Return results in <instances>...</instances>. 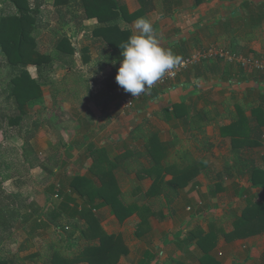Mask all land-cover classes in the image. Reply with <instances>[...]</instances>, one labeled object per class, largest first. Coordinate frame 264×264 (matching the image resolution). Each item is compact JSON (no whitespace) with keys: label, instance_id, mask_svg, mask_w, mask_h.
I'll return each mask as SVG.
<instances>
[{"label":"crops","instance_id":"1","mask_svg":"<svg viewBox=\"0 0 264 264\" xmlns=\"http://www.w3.org/2000/svg\"><path fill=\"white\" fill-rule=\"evenodd\" d=\"M121 1L130 14L140 9L138 0ZM154 1L156 11L143 17L152 22L160 45L181 60L213 49L264 64V0H206L193 7L194 0L191 8L183 11L166 9L165 17ZM52 7L55 9L54 2ZM90 26L92 30L87 31ZM97 27V20H89L78 32V52L82 53L86 46L90 52L88 59L76 53L74 67L84 70L82 75L89 84L81 90V105L75 111L71 109L75 132L67 142L70 149L63 146L61 138L51 139L50 145L36 139L28 141L37 157L42 152L54 155L61 169L67 166L68 159H73L74 167H67L72 172L63 169L65 182H61L65 184L61 191L72 200L70 206L74 208L78 203V210L84 205L91 208L86 205L87 198L81 199L70 188L72 179L81 176L93 188H118L119 184L124 200L131 206L152 205L158 209L154 214L135 212L121 222L116 205L98 201L100 208L95 207L94 214L102 233L123 240V234L129 232L137 243L147 242L146 247L139 246L136 251L128 248V254L122 255L117 264H264V230L231 238L249 203L258 204L264 197V177L260 183H252L255 170L264 172V70L244 69L239 63L212 56L125 107L120 101L128 93L116 83L117 73L109 66L103 67L93 43ZM126 28L131 35L135 31L133 22ZM92 64L102 68L97 78ZM74 67L71 70L78 72ZM76 163L79 167H75ZM158 167L162 172L157 171ZM33 171L39 174L42 170L38 167ZM53 171L57 173V169ZM160 175L167 184L177 186L174 189L179 195L171 203L165 197L157 201L143 198ZM56 183L49 189L59 191ZM21 187L31 195L23 196L28 200L18 207L24 220V225L17 228L19 239L10 238L9 244L17 245V250L9 253V248L0 249V257L24 258L68 234L61 225L67 232H76L80 224L87 225L86 220L75 216L54 225L51 213L56 209L58 193L54 197L47 188L43 190L45 201L38 202L32 198L36 191L32 184ZM9 194L16 195L18 191ZM28 216L39 217L41 228L37 232L29 228ZM143 220L150 227L142 224ZM256 222L264 224V219ZM191 233L195 237L213 234L216 244L210 250L198 241L188 247L184 240ZM76 234L75 239L80 235ZM27 242L33 245L30 251L24 250ZM171 244L177 249L173 250Z\"/></svg>","mask_w":264,"mask_h":264},{"label":"trees","instance_id":"2","mask_svg":"<svg viewBox=\"0 0 264 264\" xmlns=\"http://www.w3.org/2000/svg\"><path fill=\"white\" fill-rule=\"evenodd\" d=\"M8 1L11 4L10 6L15 9V12L5 16L1 15L0 17V48L6 57L10 71L16 75L6 89V93L8 99H14L16 109L19 112V115L8 118V124L11 127H17L27 117L24 108L32 102L42 100L43 90L39 82L44 81L43 83H46L50 79L49 75L52 69L58 64L72 69L75 66L77 48L73 45L71 38L61 35L54 39L50 53L43 54L40 51V37L38 36L42 31L40 16L42 3L36 4L33 7L30 0ZM205 1L195 0V7L203 5ZM138 2L140 9L135 14H130L121 0H55L54 7L59 16L62 17V22L68 25L63 19L70 18V21L75 25L78 32L84 29L86 21L97 20L98 27L93 30L92 34L93 43L99 53L101 63L104 64L103 67L109 66L113 69L114 73H117L118 65L122 60V50L119 48V45L126 42L131 36L130 30L126 27L137 18L156 11L154 0H138ZM166 8L173 11L172 5H167ZM165 12L162 14V17H165ZM89 52V46L83 48L84 59H88ZM114 61L115 63H113ZM31 66L37 68V80L32 78L29 72ZM73 77L76 86L88 87L89 83L83 75L76 73V76L73 75ZM63 83L65 84L67 81ZM2 154L3 147L0 142L1 250L6 246L8 233L24 225V220L18 209L20 203L23 202H19L18 198L13 195L6 194L2 188L4 182L15 178L13 169H4V162L1 160ZM24 158L25 163H29V169H27L29 172L34 168L33 165L38 163L39 158L28 141H26L24 146ZM157 171L162 172V168L158 167ZM263 177L264 172H260L259 169L255 170L252 176V183L254 185L260 183L259 179ZM164 180V177L160 175L155 180L151 190L146 193V196L143 195V198L149 200V197H151L150 199L154 198L157 201L161 197H165L168 203L176 199L179 193L174 188L177 186L167 184ZM70 188L81 199L87 198L86 205L90 204L91 208L84 205L81 210H78L77 205L72 208L70 206L71 203L59 202L58 200L57 205L55 204L56 209L51 213L53 217L52 223L60 225L63 223V220L68 218L67 216H75L79 220H86L87 225L80 224L76 232H67L65 225H61L63 226V230L68 233L65 236H60L56 241L44 246L41 251L28 254L24 258H21L20 255H16L12 259L0 257V264H76L80 262L88 264H117L122 255L128 254V248L120 236L106 235L100 230V224H98L96 214H94L95 207L100 208L98 201L102 200L104 205H108L110 202L116 205V214L121 222L130 218L135 212L146 215L154 214L158 211L155 206L151 207L152 205H147L150 208L129 205L124 200V195L119 184L118 188H107L106 186L103 188H93L87 178L76 176L70 182ZM58 192L60 193L61 189ZM69 200L72 202L71 199ZM67 212L70 215H66ZM256 219L259 222L264 219V197L258 204L252 201L249 203V207L236 224L231 238L248 237L262 232L264 224L263 222L257 223ZM38 221L39 217L33 218V216H28L27 223L29 228L34 232H37L41 228ZM142 224L150 227L147 220H143ZM142 227L143 225H141L140 231L136 234L138 237L141 236ZM56 229L62 230V228L57 227ZM76 233L80 234L77 239H75ZM194 241H198L206 250H210L216 244V236L207 234L195 237L191 233L186 236L184 243L189 247ZM32 248L31 242H27L24 246V250L26 251H30ZM207 252L205 257L208 255Z\"/></svg>","mask_w":264,"mask_h":264},{"label":"rangeland","instance_id":"3","mask_svg":"<svg viewBox=\"0 0 264 264\" xmlns=\"http://www.w3.org/2000/svg\"><path fill=\"white\" fill-rule=\"evenodd\" d=\"M30 1L32 2L33 7L39 3H42L43 6L40 13V16L42 17V31L38 34V36L40 37V51L43 54L50 53L51 45L53 44V41L57 36L69 35L75 45V48H77V56H83V53L78 52V31L74 27L75 25H73L70 21V18L63 19L64 21H66V23H68V25L65 24V22H62V17L59 16L57 10L53 9L52 7L55 0ZM156 3L158 11H160V14L162 15L166 11L167 5H172V8L175 7V10L183 11L191 8L194 0H156ZM10 5L11 4L8 0H0V17L1 15L5 16L15 12V9ZM193 7L195 6L193 5ZM92 28L93 27L90 26L86 28V30L91 31ZM74 69H76L78 72H75V70L65 68L62 65L58 64L54 67V69H52V72L49 75L50 79H48L46 83H43L44 81L39 82V80L38 82L42 86L43 90L42 100L32 102L24 108V112L26 113L27 117L22 122V126L19 125L17 127H11L8 124V118L19 115V112L16 109L17 107L14 99L7 98L6 89L16 75L12 74V72L10 71L9 65L6 62V57L0 48V142L3 147V157L1 160L2 162H4V169H13V174L15 175L13 181L8 185L3 184L2 188L4 189V192L6 194H9V192L17 193L18 191V194L13 196L18 198L19 202L27 201L28 199H26V197L24 198L23 196L28 195L29 197L31 195L30 193L27 194V192H24V190H20L22 188L21 186L24 184H32L35 187L36 191L33 193L32 198H34V200L38 202H43V200L45 201L43 190L47 188L49 189V187L56 182V185L60 186V189L63 190L65 187V184L61 183L65 178V176L63 178V171L68 166L74 167V161H72L73 159L70 158L67 160V166L61 169V166L56 163L58 160H53V157H55L54 155L47 154V152H42L41 157H38V163L34 164V168H32L34 170L38 169L39 167L42 171H40L39 174L37 171V173H33L34 171L32 169L28 172L27 169H29V163H25L23 153V143L30 140L33 141L32 139L41 140L44 143L48 142V144L50 145L51 139L55 140V138H61L62 142H64L63 146L67 150L70 149V146L68 145L69 143L67 142L68 140H71L75 132V119L73 118L71 109L75 111L76 108L81 105V90L84 89L82 86H76L73 77V75L76 76V73L79 75L84 74L82 73L84 70L79 66L74 67ZM91 69L95 78H97L101 73L102 68L98 67L96 64H92ZM29 72L32 78L36 80L38 79V72L36 67L31 66L29 68ZM62 81H67V83L64 84ZM71 149H74V147L72 146ZM50 159L53 161H49ZM75 165V167L78 166L77 163ZM15 169L19 171H16ZM53 169H57V173L54 174ZM67 170L69 172H72L70 168H67ZM67 170L65 171V173L67 172ZM38 177L40 181L37 182ZM34 182H36V185H34ZM38 188L42 190L37 191ZM49 192L54 197L57 193H59L58 191L56 192L55 190H53V187L49 189ZM64 192L65 191H61L58 194V200H60V202L63 201L64 203H72L67 199ZM78 201L81 202V200L79 199ZM48 203H50V199H48ZM77 205L79 204L77 203ZM68 214L70 215V213L67 212L66 215ZM184 227L186 226H183V228ZM18 231V229H14L11 233H8V242L5 243L6 246L4 247L5 251L9 248V253L16 252L17 245H11L9 244V242L10 238L14 240L19 239V237L17 236L19 234ZM182 231H184V229ZM180 233L177 234L178 237L181 236ZM4 235L6 236V234ZM132 236L133 235H129V232H126L122 236L123 242L125 243V245H127V248H132L133 251H136L139 246L141 248L146 247L147 242L143 241L137 243V241L134 240ZM16 244H18V242H16ZM148 246H150V244H148ZM170 246L173 250L177 249V246L175 244H171ZM166 247L167 245H165V248Z\"/></svg>","mask_w":264,"mask_h":264},{"label":"clouds","instance_id":"4","mask_svg":"<svg viewBox=\"0 0 264 264\" xmlns=\"http://www.w3.org/2000/svg\"><path fill=\"white\" fill-rule=\"evenodd\" d=\"M133 28V34L119 45L122 60L115 80L125 92L137 97L176 68L181 59L171 49L160 45L148 18H137Z\"/></svg>","mask_w":264,"mask_h":264},{"label":"built area","instance_id":"5","mask_svg":"<svg viewBox=\"0 0 264 264\" xmlns=\"http://www.w3.org/2000/svg\"><path fill=\"white\" fill-rule=\"evenodd\" d=\"M212 56H215L228 63H239L244 69L253 68L260 71L264 70V64L258 59H244L243 57H239L238 55L231 54L227 51H215L213 49H209L205 52L193 53L191 56L182 59L176 68L167 72L161 79L155 82L145 92L141 93L137 97H133L130 93H128L120 102L123 106L130 107L134 103L142 100L147 95H149L151 91L168 85L169 82L176 80L180 75L197 66L203 60L211 58Z\"/></svg>","mask_w":264,"mask_h":264}]
</instances>
